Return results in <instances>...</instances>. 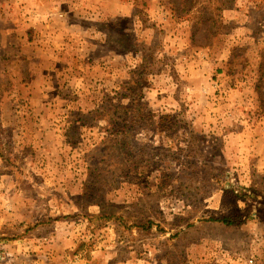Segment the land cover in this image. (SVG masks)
Segmentation results:
<instances>
[{"label": "rangeland", "instance_id": "374dc122", "mask_svg": "<svg viewBox=\"0 0 264 264\" xmlns=\"http://www.w3.org/2000/svg\"><path fill=\"white\" fill-rule=\"evenodd\" d=\"M260 92L264 0H0V264H264Z\"/></svg>", "mask_w": 264, "mask_h": 264}, {"label": "trees", "instance_id": "16d2710c", "mask_svg": "<svg viewBox=\"0 0 264 264\" xmlns=\"http://www.w3.org/2000/svg\"><path fill=\"white\" fill-rule=\"evenodd\" d=\"M260 97H261V99H262V101H263V100H264V94L261 93V92H260ZM234 219H235V218L224 217V218H221V219H217V221H221V222H223V223L229 225V224H234V223H236Z\"/></svg>", "mask_w": 264, "mask_h": 264}]
</instances>
